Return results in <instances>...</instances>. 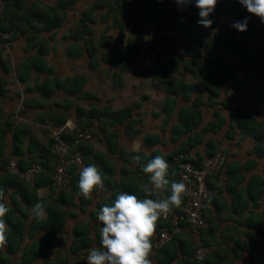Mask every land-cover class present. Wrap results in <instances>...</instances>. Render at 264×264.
<instances>
[{
  "label": "crops",
  "instance_id": "crops-1",
  "mask_svg": "<svg viewBox=\"0 0 264 264\" xmlns=\"http://www.w3.org/2000/svg\"><path fill=\"white\" fill-rule=\"evenodd\" d=\"M225 5L248 19L242 40L228 41L213 26L196 22V37L208 54L177 34L171 66L176 76L156 77L124 59L119 44L122 18L139 22L148 20L147 14L157 22L174 20L190 36L194 17L199 19L194 0L186 7L175 0H9L4 24L11 29L13 43L0 56V119L26 126L31 133L21 137L15 156L12 134L7 132L2 158L28 165L41 162L38 150H27L32 148L31 136L36 140L33 148H48L51 137L44 141L42 134H52L66 123L78 129L96 120L93 140L82 144L81 153L84 167L95 165L105 176V189L94 192L91 200L77 194L80 170L63 204L57 202L58 190L37 191L50 209L63 213L64 226L30 264H87L89 249L101 246L100 208L112 204L116 193L146 196L141 186L148 177L134 156H141L144 164L164 156L170 172L176 171L169 179L180 182L173 157L186 146L197 163L216 152L227 162L218 175L208 178L212 194L198 236L187 226L175 229L158 221L153 264H199L192 259L198 238L213 248L203 264H264V156L256 155L254 141L231 118L246 111L264 123V22L238 0ZM44 17H58L61 24L44 30L39 22ZM38 54L39 72L28 62ZM13 193L8 189L3 202L15 210ZM168 195L170 188L159 193L160 198ZM15 198L20 199L17 194ZM22 210L28 213L26 231L43 220ZM36 227L32 238L26 233L12 252L0 248V259L20 264L25 245L44 235Z\"/></svg>",
  "mask_w": 264,
  "mask_h": 264
},
{
  "label": "built area",
  "instance_id": "built-area-1",
  "mask_svg": "<svg viewBox=\"0 0 264 264\" xmlns=\"http://www.w3.org/2000/svg\"><path fill=\"white\" fill-rule=\"evenodd\" d=\"M226 1L219 0L214 13L211 14L212 26L217 33L226 34L231 40L240 42L242 35L233 27V24L242 21V18L236 8L222 9L221 6ZM5 10L6 1L0 0V53L8 52L13 43L12 32L1 28ZM146 36L151 37V39L146 41ZM176 37L177 32L172 23L167 28L161 29L148 20L135 22L129 18H124V43L126 44L132 39L136 41L134 48L128 54V60L133 67L146 76H176L170 65L174 47L161 42V40L171 42ZM97 126L96 120H92L89 124L78 129L66 123L62 129L52 132V152L56 157L52 185L56 187V190L59 191L68 187L72 179V170L79 171L84 167L83 155L77 146L92 141ZM70 131L75 132L73 139L67 138ZM173 161L178 169L179 181L186 184L188 191L182 197L181 206L173 208L167 219L162 217L161 220L168 222L175 229L180 226H187L193 234L198 236L200 230L205 226L204 209L212 194L208 186V178L218 175L224 169L227 158L223 153L216 152L201 163H197L190 158L188 153L180 152L173 157ZM41 169L39 161L30 164L23 170H19L17 162L14 160L9 161L6 166L8 172L18 175L30 185L34 184ZM166 238L167 236L164 235L162 241ZM195 244L192 259L196 263L203 264L206 255L213 248L206 247L199 238Z\"/></svg>",
  "mask_w": 264,
  "mask_h": 264
},
{
  "label": "clouds",
  "instance_id": "clouds-1",
  "mask_svg": "<svg viewBox=\"0 0 264 264\" xmlns=\"http://www.w3.org/2000/svg\"><path fill=\"white\" fill-rule=\"evenodd\" d=\"M181 7L191 6L193 0H175ZM219 0H194L195 7L199 9L198 25L211 28L214 13ZM249 13L259 17L264 22V0H238ZM233 27L245 32L248 30V19L234 22ZM215 31V30H214ZM151 37L146 36L145 40ZM135 163L140 165L148 179L142 184L141 189L146 194L140 199L127 192L116 193L112 204H105L97 213V219L102 224L100 227V247L90 248L87 264H153L151 259L153 244L152 239L157 231L158 221L163 217L167 219L173 208H179L182 197L188 191L183 182L169 179L175 177L174 168L170 172V164L162 155H157L146 164L142 163L139 155L134 156ZM105 176L101 169L95 165L81 168L79 172L78 195L91 200L93 193L105 189ZM170 195L160 198L161 191H168ZM155 196L156 198H152ZM5 193L0 189V248L8 244L10 228L6 216L10 209L4 203ZM35 219L47 217V205L37 203L32 208Z\"/></svg>",
  "mask_w": 264,
  "mask_h": 264
},
{
  "label": "trees",
  "instance_id": "trees-1",
  "mask_svg": "<svg viewBox=\"0 0 264 264\" xmlns=\"http://www.w3.org/2000/svg\"><path fill=\"white\" fill-rule=\"evenodd\" d=\"M6 1V10L5 13H7V9L9 7V0ZM222 9L224 10H230L231 8L226 7L225 3L222 4ZM176 12H179V10H175ZM199 12V9H198ZM148 21L152 22L156 26H158L161 29L167 28L171 23L173 24V27L177 34L182 39H187L190 42H193L196 46H201L203 51L208 54L207 49L204 47L202 43H200L199 39L196 37L197 34V28L195 27V23L198 21L197 18L194 17V30L193 35H186V33L180 31L177 21L174 20H167V21H160L157 22L151 17L147 16L145 14ZM5 18V14H4ZM4 18L2 20L1 28L3 30L11 31L9 27H6L4 24ZM127 18V17H124ZM124 18H122V31L120 35L119 44L122 48V54L124 56V59L128 62V54L132 51L135 45V40L132 39L128 41L126 44L123 41V30H124ZM177 20V19H175ZM43 24L44 30H51L52 28H57L61 24V19L58 17H54L53 19H46V17L39 20ZM241 33V32H240ZM222 38L227 39L228 41H231V39L226 34L221 35ZM194 38V39H193ZM160 41V40H159ZM234 41V40H232ZM161 42L167 46H173L174 52L172 54L170 65H173V61H175L176 51H175V45L176 41L173 40L171 42H167L165 40H161ZM219 44H216V47L218 48ZM221 46V45H220ZM1 56V53H0ZM40 55H36L34 59H28L29 66L31 69H34L35 71H38V67L36 65L41 63ZM40 92H42V88L39 89ZM49 94V93H47ZM233 115V114H232ZM231 118L236 123L237 127L239 128L240 132L250 137L254 143V151L258 157L264 156V123L257 122L254 118H252L246 111H242L239 114H236L234 116H231ZM89 124V123H88ZM193 126V125H192ZM7 132H11L12 134V140H13V153L15 156H18L19 154V143L21 141V137L25 134H30L31 131L28 127L19 125L14 126L10 122L5 121L4 123L0 119V171L3 172V174L0 176V189L4 190V193H7L8 189H12L14 193L11 195V205L15 208L10 209L9 213L6 216V220L8 223V227L10 228V232L8 233V244L5 247L7 252H12L14 249H17L19 244L23 241V238L25 234L27 233V236L29 238H32L33 229H35V225L31 224L28 231L25 230L26 226V220L28 218V213L23 212V208L26 210L28 209L30 212H32V208L37 203H43L40 198L37 197V191L39 189H42L44 187H48L51 190H55L52 188V174H53V168L55 164L56 157L54 153L52 152V140L49 142V147L46 148L45 146H41L39 149L33 148V146L36 143V140L31 136L30 142L32 145L31 147H28L27 150L30 153H33L35 150H38L37 152L41 154V172L37 175L34 184L30 185L25 183L18 175L10 173L6 170V166L8 165L9 161L6 159H3V145H4V137ZM75 135V132H71L67 138L73 139ZM64 138H66L63 135ZM83 143H81L79 146H77V149L82 152V148L85 149V146H82ZM30 145V146H31ZM51 148V149H50ZM186 148H182L180 152L186 153ZM178 152V153H180ZM177 154V153H176ZM213 155V154H212ZM211 156V155H210ZM17 166L19 170H23L26 167H28L27 162L23 161H17ZM78 171L72 170V179L68 187L61 189L57 192L58 194V200L57 202L60 204H63L64 201L67 200L65 198V193L68 192V189L70 188L73 179L75 178V175ZM15 194L19 196L20 199L15 198ZM15 211L19 212V215H15ZM47 217L41 220V222L37 225L36 229L42 230L44 232V235H42L38 241L31 242L30 245H25L23 249V253L20 257V264H30L35 258L39 257L41 253L47 250L50 242L54 238L56 234L61 232L63 226H64V216L63 213L60 211H53L52 209L47 206ZM8 260L1 258L0 264H7ZM57 264V263H55Z\"/></svg>",
  "mask_w": 264,
  "mask_h": 264
},
{
  "label": "rangeland",
  "instance_id": "rangeland-1",
  "mask_svg": "<svg viewBox=\"0 0 264 264\" xmlns=\"http://www.w3.org/2000/svg\"><path fill=\"white\" fill-rule=\"evenodd\" d=\"M11 46H12V45H11ZM10 49H11V47H10ZM4 53H7V51H6V52H5V51L2 52V54H4ZM125 60H126V59H125ZM126 61H127V60H126ZM128 62L131 63L130 60H128ZM50 137H51V134H50V133H48V134L46 133V134H42V135H41V138H42L44 141H45V139L48 140ZM51 147H52V145H51ZM50 149H51V148H50ZM34 159H35V158H34ZM35 160H36V159H35ZM31 164H32V163H31ZM29 165H30V163H29ZM29 165H28V166H29ZM52 188H53V189H56V187H54L53 185H52ZM49 191H50V190H49ZM54 191H56V190H53L52 192H54Z\"/></svg>",
  "mask_w": 264,
  "mask_h": 264
}]
</instances>
